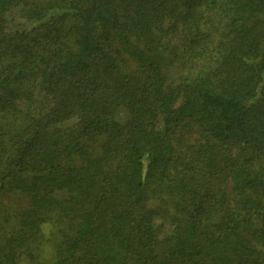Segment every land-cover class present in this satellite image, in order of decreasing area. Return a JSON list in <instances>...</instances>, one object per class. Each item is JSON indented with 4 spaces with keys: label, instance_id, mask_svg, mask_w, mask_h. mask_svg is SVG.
<instances>
[{
    "label": "trees",
    "instance_id": "trees-1",
    "mask_svg": "<svg viewBox=\"0 0 264 264\" xmlns=\"http://www.w3.org/2000/svg\"><path fill=\"white\" fill-rule=\"evenodd\" d=\"M22 261L264 264V0H0Z\"/></svg>",
    "mask_w": 264,
    "mask_h": 264
},
{
    "label": "rangeland",
    "instance_id": "rangeland-1",
    "mask_svg": "<svg viewBox=\"0 0 264 264\" xmlns=\"http://www.w3.org/2000/svg\"><path fill=\"white\" fill-rule=\"evenodd\" d=\"M121 116H122V118L124 119V117L126 116V114H122ZM43 229H44V230H49L50 228H49L48 225H44V226H43ZM51 251H52V247H51V248L48 247V248L45 250V253H46V254H44V256H48V255L51 253ZM20 264H27V262H26V261H22Z\"/></svg>",
    "mask_w": 264,
    "mask_h": 264
}]
</instances>
